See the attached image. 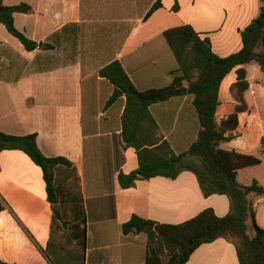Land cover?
I'll return each instance as SVG.
<instances>
[{
  "label": "crops",
  "instance_id": "0c3cea01",
  "mask_svg": "<svg viewBox=\"0 0 264 264\" xmlns=\"http://www.w3.org/2000/svg\"><path fill=\"white\" fill-rule=\"evenodd\" d=\"M155 1L2 0L28 5V11L13 14V23L37 46L26 50L0 23V131L35 134L44 156L63 157L71 167L55 168L52 204L40 167L22 151H0V260L50 264L41 250L47 254L53 246L61 264H145L146 235L121 231L131 215L178 224L208 207L217 216L227 214V196H204L188 172L172 181L155 177L119 186L118 173L136 170L137 157L120 135L125 97L106 105L114 88L98 72L117 60L138 90L167 86L177 63L163 36L166 29L189 24L225 57L242 48L240 31L258 16L264 0H161L145 17ZM46 53L54 63L41 67ZM244 67L252 106L237 113V127L226 131L231 137L219 147L259 158L260 163L238 169L236 179L240 185L255 180L264 186L259 78L264 72L254 62ZM236 81L233 69L220 82L217 125L239 103L232 90ZM149 111L175 153L196 139L200 124L191 94L154 103ZM248 200L264 230V195L250 193ZM54 209L70 221L54 219ZM56 222L68 229L65 245L54 236ZM247 224L252 235L251 218ZM185 264H238V259L233 243L218 238L201 244Z\"/></svg>",
  "mask_w": 264,
  "mask_h": 264
},
{
  "label": "trees",
  "instance_id": "16d2710c",
  "mask_svg": "<svg viewBox=\"0 0 264 264\" xmlns=\"http://www.w3.org/2000/svg\"><path fill=\"white\" fill-rule=\"evenodd\" d=\"M161 6L156 0L145 17ZM26 4L3 5L0 0V23L15 36L26 50H34L37 44L17 30L13 23L15 12H26ZM242 48L228 56L215 54L208 38H200L189 24L171 27L163 36L176 60L177 69L172 72L169 85L161 88L138 90L119 61L102 67L98 74L114 88L106 105L113 103L120 94L125 97L121 115V139L124 147H132L137 157V169L129 173L119 172L117 181L121 188H128L137 180L162 177L174 180L182 172L195 178L204 196L226 195L229 210L217 216L208 207L196 216L178 224L160 223L136 214L122 223L123 234L146 235L145 264H185L192 252L203 243L218 238L233 243L238 264H264V230L256 224L254 210L248 200L250 193L264 195V186L255 180L250 185H240L236 179L240 168L260 163V159L234 150L219 147L220 142L231 137L226 131L238 125L237 113L252 106L247 71L244 65L254 62L264 72V5L260 12L240 31ZM233 69L237 81L232 86L239 103L234 106L220 125L215 115L220 105L219 85ZM184 81L187 85H184ZM191 94L197 112L200 129L194 142L185 151L175 153L168 141L158 134V126L149 111L150 105L172 97ZM19 150L25 153L42 171L49 201L56 202L54 170L57 166L71 167L63 157H46L39 150L35 134L11 135L0 131V151ZM4 205L0 202V210ZM251 218L252 235L248 233L247 220ZM54 219L60 220L54 209ZM64 223V222H63ZM48 263L47 254L42 251ZM0 264H8L0 260Z\"/></svg>",
  "mask_w": 264,
  "mask_h": 264
},
{
  "label": "rangeland",
  "instance_id": "374dc122",
  "mask_svg": "<svg viewBox=\"0 0 264 264\" xmlns=\"http://www.w3.org/2000/svg\"><path fill=\"white\" fill-rule=\"evenodd\" d=\"M48 53H46V56L44 57V61L41 65V67H47V66H50L52 63H54V59H53V56L51 54L47 55ZM259 78L261 81L264 82V73H259ZM261 109V108H260ZM70 216H60V220L61 218H63L64 220H67V221H70L68 220ZM57 223V222H56ZM88 223L92 224L93 221H88ZM58 225H56L54 227V236H57V240H59V245H65V241L63 240V238H65V234L67 233L68 229H66V227H62L59 223H57ZM89 224V228H91ZM64 247V246H63ZM65 248V247H64ZM55 250V247L51 246L48 251H47V255H48V258L50 259L51 263L52 264H61L60 263V258L57 257L56 253L54 252ZM60 251H62V249L60 248Z\"/></svg>",
  "mask_w": 264,
  "mask_h": 264
}]
</instances>
